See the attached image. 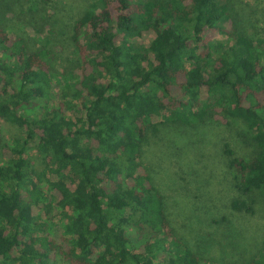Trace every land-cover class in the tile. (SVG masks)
Segmentation results:
<instances>
[{
  "label": "trees",
  "instance_id": "trees-1",
  "mask_svg": "<svg viewBox=\"0 0 264 264\" xmlns=\"http://www.w3.org/2000/svg\"><path fill=\"white\" fill-rule=\"evenodd\" d=\"M42 2L26 0L28 11ZM249 10L244 0H88L63 31L75 71L0 24V119L20 131L6 140L0 130V264H51L54 253L69 264H206L177 235L145 157L164 144L184 154L197 122L240 121L243 152L225 144L210 160L233 176V212L262 204L264 30ZM145 34L148 47L130 41ZM54 212L61 243L48 231ZM245 264H264V247Z\"/></svg>",
  "mask_w": 264,
  "mask_h": 264
},
{
  "label": "rangeland",
  "instance_id": "rangeland-1",
  "mask_svg": "<svg viewBox=\"0 0 264 264\" xmlns=\"http://www.w3.org/2000/svg\"><path fill=\"white\" fill-rule=\"evenodd\" d=\"M3 1L7 5L1 11L0 24L7 29L10 37L23 39L29 50L48 48L52 55L56 52L54 69L62 70L67 66L68 70H76L77 56L72 53L63 31L71 30L76 13L88 0H44L36 14L28 11L26 0ZM244 1L249 5L251 22L263 31L264 0ZM152 39V35L145 34L130 41L136 46L148 47ZM218 39L222 43L227 41L222 37ZM58 89L55 84L52 91L54 100ZM81 111L80 107L74 109L70 117L76 121L83 117ZM231 123L229 128L212 122H197L193 133L194 146H181L184 154L173 153V148L164 144L160 150L148 149L145 157V165L157 191L163 196L165 207L175 214L180 230L177 235L183 245L187 244L203 255L206 264H245L260 247H264V192L260 195L262 204L257 205L254 214L233 212L230 202L239 198V193L233 188V176L223 174L210 160L223 156L225 144H229L238 155L250 141L244 124L240 121ZM0 130L6 140L20 134L19 130L1 119ZM30 157L35 167L42 166V159L35 148L30 150ZM70 175L64 179L67 183H71ZM50 179L56 181L57 177L50 175ZM52 194L46 192L48 198H52ZM53 214L54 219L48 221V231L52 239L61 243L63 223L58 220L56 212ZM132 234L134 238L137 236L135 231ZM158 237L162 238V234ZM54 254L51 264H69L59 254Z\"/></svg>",
  "mask_w": 264,
  "mask_h": 264
}]
</instances>
